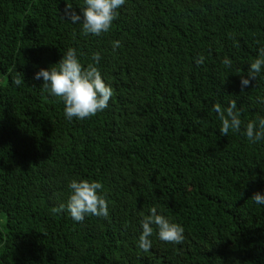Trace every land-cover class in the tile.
I'll return each mask as SVG.
<instances>
[{
    "label": "trees",
    "instance_id": "obj_1",
    "mask_svg": "<svg viewBox=\"0 0 264 264\" xmlns=\"http://www.w3.org/2000/svg\"><path fill=\"white\" fill-rule=\"evenodd\" d=\"M84 7L0 0V264H264V205L251 199L264 195V140L244 135L264 117V67L249 77L264 0H125L100 36L83 33ZM69 48L85 66L99 52L114 90L91 118L68 120L34 79ZM233 100L241 131L222 136L213 105ZM72 179L103 184L107 218L52 211ZM153 206L184 227L183 243L154 233L150 251L137 247Z\"/></svg>",
    "mask_w": 264,
    "mask_h": 264
},
{
    "label": "clouds",
    "instance_id": "obj_2",
    "mask_svg": "<svg viewBox=\"0 0 264 264\" xmlns=\"http://www.w3.org/2000/svg\"><path fill=\"white\" fill-rule=\"evenodd\" d=\"M85 7L82 9L83 23L82 31L85 35L100 36L109 32L112 22L116 19L117 9L125 4V0H84ZM65 15L77 23L81 17L72 11V6L67 5ZM120 47L119 41L113 42V48ZM101 60L99 52L93 53L91 61L86 66L81 63L77 52L69 48L63 58L49 69H41L36 73L34 79H43V89L52 96L60 98L64 104V114L68 120L91 118L98 112L104 111L114 95V90L106 85L98 64ZM205 57L199 56L196 59L197 65L204 63ZM223 64L231 67L232 61L228 58ZM264 67V47L259 49V56L250 64L249 77L256 78ZM20 86L22 80L16 78L13 81ZM250 79L241 78V91L249 86ZM213 111L218 114L221 121L220 134L227 136L230 131L239 133L241 131V110L237 109L236 101H230L227 107L219 103L213 105ZM244 135L253 144L264 140V117L258 120H251L247 123ZM68 187L70 195L67 203L53 208L54 213H61L65 210L75 222H83L86 216L107 218L109 216L108 200L104 193V186L101 182L88 179H72ZM257 205H264V195L259 192L251 197ZM140 225L142 232L139 235L137 247L144 252L152 248L151 237L155 233L162 242L178 245L183 243L184 227L179 223L172 222L163 214H158V206L149 209L147 215L141 214Z\"/></svg>",
    "mask_w": 264,
    "mask_h": 264
}]
</instances>
